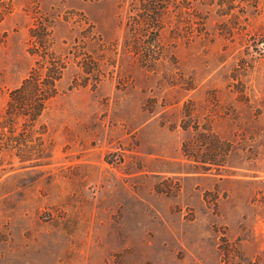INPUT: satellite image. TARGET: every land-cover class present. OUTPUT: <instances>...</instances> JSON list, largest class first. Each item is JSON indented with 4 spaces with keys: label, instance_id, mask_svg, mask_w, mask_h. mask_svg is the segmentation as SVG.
<instances>
[{
    "label": "rangeland",
    "instance_id": "obj_1",
    "mask_svg": "<svg viewBox=\"0 0 264 264\" xmlns=\"http://www.w3.org/2000/svg\"><path fill=\"white\" fill-rule=\"evenodd\" d=\"M148 1L0 0V264H264V0Z\"/></svg>",
    "mask_w": 264,
    "mask_h": 264
},
{
    "label": "trees",
    "instance_id": "obj_2",
    "mask_svg": "<svg viewBox=\"0 0 264 264\" xmlns=\"http://www.w3.org/2000/svg\"><path fill=\"white\" fill-rule=\"evenodd\" d=\"M167 2L168 0H161ZM171 1V0H170ZM184 1V0H182ZM189 4H194L196 7V19L206 20L208 18L210 7L214 4H218V8L216 9V13L220 16H233L237 15L235 19L239 18V15H246L249 8H255L258 4L259 0H227L231 5L221 8L224 0L218 3L217 0H188ZM234 2H239V6L234 5ZM204 6L205 8L201 9ZM207 6V7H206ZM148 17L146 20L151 21L156 20L159 21L160 18L166 13L165 7L159 8L156 6V0L148 1ZM220 10L221 13L218 12ZM150 27V25L148 26ZM159 29V27L157 28ZM157 33V37H158ZM61 72L56 71L53 74H49L43 78L41 75L37 74L36 70H33L30 75L24 79L23 83L19 88L14 90L12 93V100L9 103V110L13 113V115L18 114L26 116L24 112L25 108H28V112L30 117L31 124L30 127L36 126L38 123V119L42 115L43 110L45 109L46 102L50 97H53L56 93V82L61 77ZM46 79V85L43 87L45 83H43ZM45 91V92H43ZM50 92V93H49ZM26 111V110H25ZM26 122V120H25Z\"/></svg>",
    "mask_w": 264,
    "mask_h": 264
}]
</instances>
